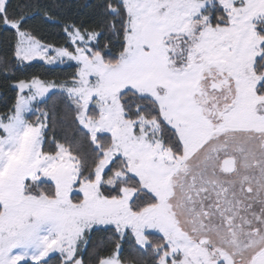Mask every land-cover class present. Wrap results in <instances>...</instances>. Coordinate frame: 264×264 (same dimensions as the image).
<instances>
[{
  "label": "snow or ice",
  "instance_id": "obj_1",
  "mask_svg": "<svg viewBox=\"0 0 264 264\" xmlns=\"http://www.w3.org/2000/svg\"><path fill=\"white\" fill-rule=\"evenodd\" d=\"M70 7L0 0V264H264V0Z\"/></svg>",
  "mask_w": 264,
  "mask_h": 264
},
{
  "label": "trees",
  "instance_id": "obj_2",
  "mask_svg": "<svg viewBox=\"0 0 264 264\" xmlns=\"http://www.w3.org/2000/svg\"><path fill=\"white\" fill-rule=\"evenodd\" d=\"M37 3L47 5L49 7H52L56 3H61L64 5H71L70 8H66V11L70 15H85L88 12V9L83 7L86 4H91L94 2V0H36ZM53 11L55 12L56 9L53 8ZM37 35L39 38L43 39L46 43H63V33L52 25H44L39 28ZM6 39L5 36H0V45L3 44L4 40ZM50 66L44 65L42 61H34L32 62V66L27 68L26 74H34V73H44L47 69H49ZM73 69L60 66L56 67L54 69H51V71L48 72L46 78L47 79H63V73L72 71ZM24 73L22 72L21 75ZM0 93H3V96H0V111H3V99L4 97L13 95L10 91H8L4 86L2 80H0ZM106 234L101 233H94L92 236V244L89 245V251H91V248L93 245L97 244L102 240L103 237H105ZM51 264H57V258L56 255L53 256Z\"/></svg>",
  "mask_w": 264,
  "mask_h": 264
}]
</instances>
